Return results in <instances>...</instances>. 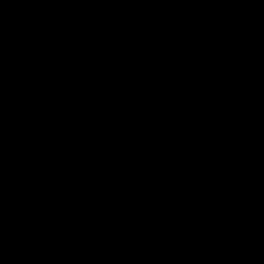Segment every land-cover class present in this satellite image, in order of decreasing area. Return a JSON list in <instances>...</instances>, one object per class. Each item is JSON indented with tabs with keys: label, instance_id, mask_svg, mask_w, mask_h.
<instances>
[{
	"label": "trees",
	"instance_id": "1",
	"mask_svg": "<svg viewBox=\"0 0 264 264\" xmlns=\"http://www.w3.org/2000/svg\"><path fill=\"white\" fill-rule=\"evenodd\" d=\"M0 264H264V0H0Z\"/></svg>",
	"mask_w": 264,
	"mask_h": 264
},
{
	"label": "rangeland",
	"instance_id": "2",
	"mask_svg": "<svg viewBox=\"0 0 264 264\" xmlns=\"http://www.w3.org/2000/svg\"><path fill=\"white\" fill-rule=\"evenodd\" d=\"M198 108L210 118L240 134L247 135L251 127V122L239 118L233 103L223 102L218 92L214 91L203 94L199 99Z\"/></svg>",
	"mask_w": 264,
	"mask_h": 264
}]
</instances>
